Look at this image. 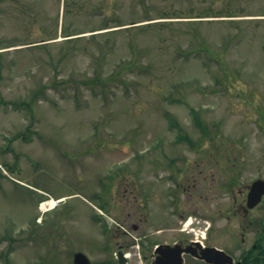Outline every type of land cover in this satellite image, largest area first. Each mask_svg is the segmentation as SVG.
Masks as SVG:
<instances>
[{"label": "rangeland", "instance_id": "374dc122", "mask_svg": "<svg viewBox=\"0 0 264 264\" xmlns=\"http://www.w3.org/2000/svg\"><path fill=\"white\" fill-rule=\"evenodd\" d=\"M257 177L264 0H0V264H109Z\"/></svg>", "mask_w": 264, "mask_h": 264}, {"label": "flooded vegetation", "instance_id": "af4514ba", "mask_svg": "<svg viewBox=\"0 0 264 264\" xmlns=\"http://www.w3.org/2000/svg\"><path fill=\"white\" fill-rule=\"evenodd\" d=\"M258 179L262 178L257 177L245 186L238 210L232 206L228 210L205 213L197 231L189 234L180 229L179 238L173 242L144 243L137 249L134 244L122 246L109 264H264V196L258 202L257 194L251 196L253 184ZM228 190L229 187L225 191ZM138 227V224L133 226ZM168 232L169 229H159L154 234L165 237ZM138 253L140 259L136 257ZM74 255L66 261L24 263L75 264ZM90 264L104 263L90 260Z\"/></svg>", "mask_w": 264, "mask_h": 264}, {"label": "water", "instance_id": "95a60500", "mask_svg": "<svg viewBox=\"0 0 264 264\" xmlns=\"http://www.w3.org/2000/svg\"><path fill=\"white\" fill-rule=\"evenodd\" d=\"M257 187H259L260 192H264V182H257L254 184V189H256ZM251 196H253V193L251 194ZM75 261L76 264H88L86 262H88V258L83 254V253H77L75 255Z\"/></svg>", "mask_w": 264, "mask_h": 264}, {"label": "bare ground", "instance_id": "6f19581e", "mask_svg": "<svg viewBox=\"0 0 264 264\" xmlns=\"http://www.w3.org/2000/svg\"><path fill=\"white\" fill-rule=\"evenodd\" d=\"M56 200H47L41 203L40 209L43 211L51 210L55 207Z\"/></svg>", "mask_w": 264, "mask_h": 264}, {"label": "trees", "instance_id": "16d2710c", "mask_svg": "<svg viewBox=\"0 0 264 264\" xmlns=\"http://www.w3.org/2000/svg\"><path fill=\"white\" fill-rule=\"evenodd\" d=\"M195 120H196L197 126H198L201 130H203V125H202V123L200 122V119H199V118H195ZM180 138H181V139H184L183 136H181ZM188 142L191 144V141H190V140H189ZM191 146H194V144L192 143Z\"/></svg>", "mask_w": 264, "mask_h": 264}]
</instances>
